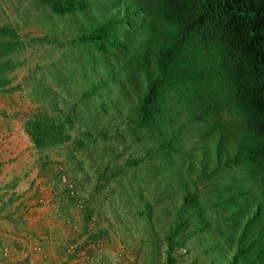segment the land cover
Wrapping results in <instances>:
<instances>
[{
  "label": "trees",
  "instance_id": "trees-1",
  "mask_svg": "<svg viewBox=\"0 0 264 264\" xmlns=\"http://www.w3.org/2000/svg\"><path fill=\"white\" fill-rule=\"evenodd\" d=\"M33 1L57 17L72 14L77 24L71 44L63 42L68 66L54 69L55 86L66 91L75 71L87 82L76 92L85 107L75 116L50 124L41 111L27 120L34 144L53 148L82 127L80 147L98 146L111 135L112 108L129 99L126 112L118 111L120 123L131 129V142H145L128 163L130 175L139 162L148 172L165 168L180 200L177 214L187 212L183 221L203 213L204 188L218 192L214 205L239 228L225 264H264V0ZM89 10L99 19L81 23ZM22 48L17 31L0 25V87L10 82L8 73L20 64L13 55ZM137 79L141 92L131 96ZM95 96L100 105L91 108L87 99ZM205 146L214 148L213 157Z\"/></svg>",
  "mask_w": 264,
  "mask_h": 264
},
{
  "label": "rangeland",
  "instance_id": "rangeland-1",
  "mask_svg": "<svg viewBox=\"0 0 264 264\" xmlns=\"http://www.w3.org/2000/svg\"><path fill=\"white\" fill-rule=\"evenodd\" d=\"M88 13L86 19L79 17L81 23L99 19L94 10ZM63 16L33 0H0V25L14 28L23 43L13 55L20 64L0 87V223L22 243L18 248L26 257L33 253L35 264H225L239 228L226 224L228 214L214 205L218 192L204 188L203 213L183 221L187 212L177 214L180 200L165 168L148 172L150 166L139 162L130 175L128 163L138 158L145 142H131V129L120 123L118 111L126 112L129 99L120 98L112 108L111 135L98 139V146L80 147L82 127H73L70 138L53 148L41 149L31 140L25 125L39 112L56 124L85 107L76 94L87 83L81 71L74 72L66 91L54 83V69L60 62L68 66L70 52L63 42L71 44L76 35L73 15ZM136 81L131 96L141 92ZM87 101L91 108L100 105L98 96ZM103 143L110 149L100 154ZM204 150L208 157L215 154L209 146ZM29 237L36 240L32 245Z\"/></svg>",
  "mask_w": 264,
  "mask_h": 264
},
{
  "label": "crops",
  "instance_id": "crops-1",
  "mask_svg": "<svg viewBox=\"0 0 264 264\" xmlns=\"http://www.w3.org/2000/svg\"><path fill=\"white\" fill-rule=\"evenodd\" d=\"M0 228H3V231L0 232V264H35L32 259L33 253L28 255L29 257H26L24 255L23 249L18 248L22 246V243H19L20 241H17V239L15 238L13 239L12 234H8L10 232L8 231V228L4 223H0ZM4 230H7L8 232H4ZM28 240H31V244L33 243L32 240L34 239L29 237ZM35 246L36 245H34L33 247L35 248ZM2 248H8L6 257H2Z\"/></svg>",
  "mask_w": 264,
  "mask_h": 264
},
{
  "label": "clouds",
  "instance_id": "clouds-1",
  "mask_svg": "<svg viewBox=\"0 0 264 264\" xmlns=\"http://www.w3.org/2000/svg\"><path fill=\"white\" fill-rule=\"evenodd\" d=\"M7 253H8V248H2V251H1L2 257H6Z\"/></svg>",
  "mask_w": 264,
  "mask_h": 264
}]
</instances>
